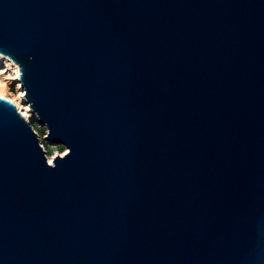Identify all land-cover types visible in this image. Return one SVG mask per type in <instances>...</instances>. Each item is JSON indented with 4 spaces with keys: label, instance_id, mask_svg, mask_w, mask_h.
<instances>
[{
    "label": "water",
    "instance_id": "1",
    "mask_svg": "<svg viewBox=\"0 0 264 264\" xmlns=\"http://www.w3.org/2000/svg\"><path fill=\"white\" fill-rule=\"evenodd\" d=\"M0 264H264V0H0Z\"/></svg>",
    "mask_w": 264,
    "mask_h": 264
},
{
    "label": "rangeland",
    "instance_id": "2",
    "mask_svg": "<svg viewBox=\"0 0 264 264\" xmlns=\"http://www.w3.org/2000/svg\"><path fill=\"white\" fill-rule=\"evenodd\" d=\"M3 58L5 57L3 56L0 58V81L5 84L6 92L9 95L15 97L19 94L18 87L21 84H19L15 80L16 71L14 66H12L11 63L7 61V58L4 60ZM30 122H32V126L39 137L40 144L42 145L43 150L45 151V154L48 157V160L49 158H53L54 160V158L58 156H64L69 151L67 146L49 141L46 138V136L48 135V129L46 126H42V124L36 120Z\"/></svg>",
    "mask_w": 264,
    "mask_h": 264
},
{
    "label": "bare ground",
    "instance_id": "3",
    "mask_svg": "<svg viewBox=\"0 0 264 264\" xmlns=\"http://www.w3.org/2000/svg\"><path fill=\"white\" fill-rule=\"evenodd\" d=\"M1 57H3L2 54H0ZM0 57V58H1ZM5 57V56H4ZM7 57L3 58L6 59ZM8 61V58H7ZM11 63L12 66H14L15 68V73H16V78L15 80L21 84L20 81V68L12 61H8ZM19 94L17 96H12L9 95L6 92V88H5V84L3 82L0 81V96L7 99L8 101H10L11 103L15 104L18 108V110L20 111V113L23 114V116L28 120V121H38L37 116L33 113V111L30 109V106L28 105L26 99H25V90L22 88L21 85H19ZM39 122V121H38ZM49 162L51 164H53V158H49Z\"/></svg>",
    "mask_w": 264,
    "mask_h": 264
}]
</instances>
